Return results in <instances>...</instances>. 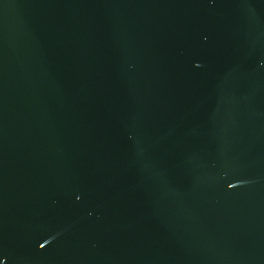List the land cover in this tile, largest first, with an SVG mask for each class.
I'll use <instances>...</instances> for the list:
<instances>
[{
    "label": "water",
    "instance_id": "obj_1",
    "mask_svg": "<svg viewBox=\"0 0 264 264\" xmlns=\"http://www.w3.org/2000/svg\"><path fill=\"white\" fill-rule=\"evenodd\" d=\"M0 264H264V0H0Z\"/></svg>",
    "mask_w": 264,
    "mask_h": 264
}]
</instances>
